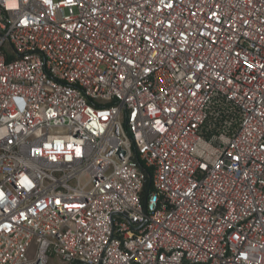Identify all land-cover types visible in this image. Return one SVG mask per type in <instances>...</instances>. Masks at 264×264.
I'll list each match as a JSON object with an SVG mask.
<instances>
[{
  "label": "built area",
  "instance_id": "obj_1",
  "mask_svg": "<svg viewBox=\"0 0 264 264\" xmlns=\"http://www.w3.org/2000/svg\"><path fill=\"white\" fill-rule=\"evenodd\" d=\"M0 264H264V0H0Z\"/></svg>",
  "mask_w": 264,
  "mask_h": 264
}]
</instances>
